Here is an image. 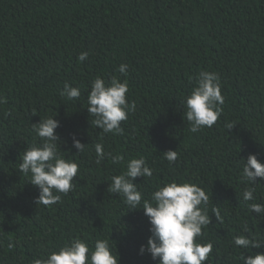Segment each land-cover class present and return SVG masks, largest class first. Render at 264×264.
Segmentation results:
<instances>
[{"label":"trees","instance_id":"1","mask_svg":"<svg viewBox=\"0 0 264 264\" xmlns=\"http://www.w3.org/2000/svg\"><path fill=\"white\" fill-rule=\"evenodd\" d=\"M202 70L219 75L224 103L212 127L191 133L183 100ZM98 76L127 80L126 99L136 105L118 135L103 134L87 112ZM64 83L81 96L62 97ZM48 116L60 122L61 155L79 166L72 190L51 206L35 204L39 189L17 170L24 148L40 143L32 123ZM73 134L84 152L76 154ZM97 142L106 154L99 164ZM167 150L178 153L174 163ZM108 153L123 161L113 164ZM249 154L264 163V0H0V264H31L74 237L90 248L109 238L118 264H157L138 253L151 235L143 210L107 191L110 177L139 157L153 173L133 181L144 200L173 180L210 195L199 238L213 245L205 264H242V253L264 252L233 243L241 234L264 242V219L247 207L264 204V181L255 201L241 195Z\"/></svg>","mask_w":264,"mask_h":264},{"label":"clouds","instance_id":"2","mask_svg":"<svg viewBox=\"0 0 264 264\" xmlns=\"http://www.w3.org/2000/svg\"><path fill=\"white\" fill-rule=\"evenodd\" d=\"M88 58V52H81L77 59L83 62ZM127 64H120L118 72L126 74ZM219 75L215 72L202 70L195 80V85L184 97L183 120L189 125V131L196 133L204 127H212L222 114L224 97L221 94ZM127 80L121 81L113 76L109 81L96 77L87 93V112L92 119V125L103 134H120L123 129L121 122L128 118V114L135 111L136 105L126 99L128 93ZM62 97L69 100L81 96L78 87L64 83L60 92ZM55 116L40 118L32 123V131L39 138L40 143L32 144L22 151L18 171L28 178V182L39 189L35 204L51 206L61 200L60 194H67L72 190V181L77 176L79 166L61 155L59 145L65 143L56 133L60 122ZM234 124L226 123L225 128L231 129ZM87 144H82L75 134L72 135V147L76 154L85 151ZM96 163L105 159L102 143L94 144ZM164 158L174 163L178 153L175 150L163 152ZM113 164L123 161L120 154H107ZM241 183L245 185L241 195L245 202L255 201V185L264 181V163L256 155L249 154L241 159ZM152 169L143 157L131 158L126 162L125 170L119 175L110 177L108 193L120 195L124 198L129 210L142 209L148 218L149 232L146 245H141L138 253L149 254L157 264H205L212 252L211 242L201 241L202 229L210 224L208 205L210 195L200 186L175 180L157 185L148 200H144L142 193L133 181L137 177H151ZM250 213H255L257 219H264V204L251 202L247 204ZM212 215L217 221H222L219 208L212 209ZM247 226L244 232H247ZM110 239H97L93 247L81 240L72 238L57 249L49 251L38 258H33L31 264H118V255L113 254ZM235 246L244 249L264 247V242L258 238H249L241 234L233 236ZM239 259L242 264H264V252H257Z\"/></svg>","mask_w":264,"mask_h":264}]
</instances>
